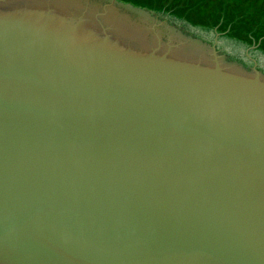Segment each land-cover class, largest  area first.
I'll list each match as a JSON object with an SVG mask.
<instances>
[{
  "label": "water",
  "instance_id": "obj_1",
  "mask_svg": "<svg viewBox=\"0 0 264 264\" xmlns=\"http://www.w3.org/2000/svg\"><path fill=\"white\" fill-rule=\"evenodd\" d=\"M116 0H0V264H264V74Z\"/></svg>",
  "mask_w": 264,
  "mask_h": 264
},
{
  "label": "rangeland",
  "instance_id": "obj_2",
  "mask_svg": "<svg viewBox=\"0 0 264 264\" xmlns=\"http://www.w3.org/2000/svg\"><path fill=\"white\" fill-rule=\"evenodd\" d=\"M150 11L213 46L227 63L264 74V0H116ZM245 45H242V44Z\"/></svg>",
  "mask_w": 264,
  "mask_h": 264
}]
</instances>
